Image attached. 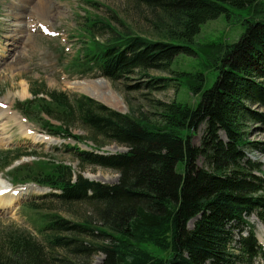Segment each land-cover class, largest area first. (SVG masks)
Segmentation results:
<instances>
[{
    "label": "trees",
    "instance_id": "16d2710c",
    "mask_svg": "<svg viewBox=\"0 0 264 264\" xmlns=\"http://www.w3.org/2000/svg\"><path fill=\"white\" fill-rule=\"evenodd\" d=\"M130 1L153 13L152 36L90 17L75 73H99L113 82L138 75L149 80L145 86L152 91L186 86L198 101L193 107L158 101L157 121L146 122L88 96L31 85L33 98L18 102L16 109L29 121L41 120L48 135L86 144L73 133L72 127L80 125L96 144L94 150L103 147L98 141L103 140L128 151L100 155L67 147L65 152L79 162V174L63 163L51 165L47 173L28 165L13 168L14 185L33 182L48 188L51 193L40 199L59 204L62 211L54 214L48 206L37 235L43 241L25 232L10 235L9 248H0V264H93L99 254L101 264L264 263V247L250 221L256 216L264 226V164L251 158L264 154V143L251 140L252 126L264 130V0ZM231 8L251 11L238 40L198 48L202 26L223 15L230 19ZM180 56L199 58L203 69L216 71L212 86L205 89L203 70L173 69ZM201 129L200 145H195ZM22 157L19 149L0 151V173ZM88 166L113 170L118 183L85 178ZM77 206H88L93 214L74 215ZM29 208L43 210L36 204ZM63 212L74 216L65 218ZM145 245L170 255L158 257ZM57 251L60 258L54 257Z\"/></svg>",
    "mask_w": 264,
    "mask_h": 264
},
{
    "label": "rangeland",
    "instance_id": "374dc122",
    "mask_svg": "<svg viewBox=\"0 0 264 264\" xmlns=\"http://www.w3.org/2000/svg\"><path fill=\"white\" fill-rule=\"evenodd\" d=\"M90 3H98L101 7L94 8ZM11 11L14 12L10 13ZM230 11V19L223 15L202 26L195 40L198 48L207 47L209 43L215 41L233 43L238 40L245 30L244 20L251 11L235 8H231ZM15 12L18 15H15L17 14ZM9 14H12L13 18ZM22 15L25 18L22 24L26 23L29 29L11 32L10 24H19L15 19H22ZM95 15L122 31L144 36H152L151 28L156 20L149 9L130 0H0V105L6 104L9 107L6 116L0 119V151L19 149L23 155L21 160L0 173L3 182L0 200L16 198L13 205L9 207L4 208L3 205L2 208V203H0V248L3 246L4 249L9 248L10 235L15 232L30 233L43 241L42 236L37 235L42 227L43 217L49 210L48 206L54 214L62 211L59 204L51 200L40 199L47 196L50 190L33 182L14 185L13 176H9L10 171L17 166L28 165L35 172L42 169L44 173H47L51 165L63 163L79 174L81 171L78 160L64 149L76 146L82 151L92 152L97 147L80 125L72 127L73 133L83 136L86 144L77 143L72 139L50 136L43 131L41 120L29 121L19 113L16 110V104L33 98L30 91L31 85L35 87L44 85L49 91L69 95L88 96L80 89L83 84L80 86H73V84L91 83L97 89L113 94L111 103L97 98L99 103L119 113L129 114L136 119H144L146 122L157 121L156 102L158 101L166 103L176 101L192 107L198 101V97L194 96L186 86L180 89L171 87L152 91L145 86L149 80L138 75L130 80L113 82L100 76L99 73L86 76L76 74L73 66L81 54L82 47L86 45V25L89 23L87 19ZM11 39H14L15 43L10 49V45L6 43ZM102 40L105 39L100 37L99 41ZM173 69L187 72L203 70L208 74L205 89L212 86L218 74L212 69H203L199 58L189 56L178 57ZM150 75L169 77L167 74L158 72H150ZM12 112L17 113L21 119L19 121L13 117L9 119L8 114L13 116ZM51 123L60 125L56 120H51ZM252 128L251 140L264 143L262 126L254 125ZM202 135L203 129L196 134L193 140L195 145H200ZM98 141L103 147L94 150L96 154L115 155L128 151L126 147L117 143L104 144L103 140ZM251 158L264 164L262 153L257 152L251 155ZM202 164L203 161L199 160V166ZM26 171L27 167H24L21 172ZM82 175L91 181L108 185H115L119 180V174L113 170L91 166L84 168ZM34 203L36 207H41L43 210H31L29 207H33ZM88 210L89 213L86 216L93 214L88 206H77L71 213L83 215ZM62 215L68 219L74 216H69L65 212ZM250 221L256 227L259 243L264 247V226L256 216ZM192 225L193 223L190 226ZM145 248L158 257L168 258L170 255L169 251H163L151 245H145ZM57 254L60 255L57 251L54 257L60 258L61 256ZM103 258V254L95 255L92 262L101 264Z\"/></svg>",
    "mask_w": 264,
    "mask_h": 264
},
{
    "label": "bare ground",
    "instance_id": "6f19581e",
    "mask_svg": "<svg viewBox=\"0 0 264 264\" xmlns=\"http://www.w3.org/2000/svg\"><path fill=\"white\" fill-rule=\"evenodd\" d=\"M24 6H26V2H24ZM14 11H11L10 13H13ZM15 13H17V12H15ZM12 18H13V15L12 14H9ZM15 15H18V13L17 14H15ZM20 17V16H19ZM22 17H23V15H22ZM15 20H18V22H19V24H10V26H9V30L12 32H20V31H26V30H28L29 29V27L27 26V24L26 23H24V24H22V22H25V18L23 17L22 19H15ZM12 26H16L15 28H13ZM18 36H19V34H18ZM20 37V36H19ZM15 43V40L14 39H11V41L10 42H7L6 44H8V45H10V49H11V47L13 46V44ZM81 84H83V86L80 88V89H82L83 91H84V93L85 94H87V95H89V96H92L93 98H95V99H97V98H99V99H101L103 102H107V103H111V101H112V98H113V94L111 95V94H107V92H105L104 90L103 91H101L100 89H97L96 88V86L95 85H93V84H91V83H76V84H73V86H76V85H81ZM87 93H86V92ZM99 99H97V100H99ZM0 107L2 108V109H0V119L3 117V116H6V114H7V109L9 108V107H7V105L6 104H4L3 106H1L0 105ZM13 113V116H11V115H9L8 114V117H9V119H12V117L16 120V121H19V119H21V117H19V115L17 114V113H15V112H12ZM21 123V122H20ZM19 123V124H20ZM22 126V125H21ZM24 126V125H23ZM28 133V132H27ZM3 184V182H2V177L0 176V190H3V188H1V185ZM38 191H40V190H38ZM39 193V192H38ZM1 195H2V193H0V197H1ZM3 197V196H2ZM14 201H16V198H14V197H11L10 199H1L0 200V203H2V208H3V205H4V208L5 207H9V206H11V205H13V202ZM254 217V216H253ZM252 217V218H253ZM251 218V219H252ZM259 220V219H258ZM258 223V222H257ZM261 223V222H260ZM256 224V223H255ZM257 225V224H256ZM258 226V225H257ZM261 228V227H260ZM261 229H263V228H261ZM262 258V257H261Z\"/></svg>",
    "mask_w": 264,
    "mask_h": 264
},
{
    "label": "water",
    "instance_id": "95a60500",
    "mask_svg": "<svg viewBox=\"0 0 264 264\" xmlns=\"http://www.w3.org/2000/svg\"><path fill=\"white\" fill-rule=\"evenodd\" d=\"M99 101V100H98Z\"/></svg>",
    "mask_w": 264,
    "mask_h": 264
}]
</instances>
